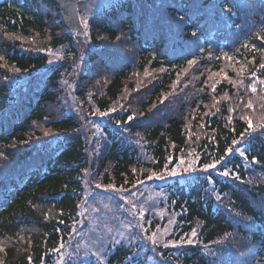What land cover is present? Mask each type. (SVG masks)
Returning <instances> with one entry per match:
<instances>
[{"label": "trees", "instance_id": "trees-1", "mask_svg": "<svg viewBox=\"0 0 264 264\" xmlns=\"http://www.w3.org/2000/svg\"><path fill=\"white\" fill-rule=\"evenodd\" d=\"M79 13L84 37L54 0H0V264H264V0H79ZM234 140L247 159L200 170ZM90 187L112 213L85 205Z\"/></svg>", "mask_w": 264, "mask_h": 264}, {"label": "snow or ice", "instance_id": "snow-or-ice-1", "mask_svg": "<svg viewBox=\"0 0 264 264\" xmlns=\"http://www.w3.org/2000/svg\"><path fill=\"white\" fill-rule=\"evenodd\" d=\"M180 19L182 20L183 17H181ZM192 35L195 36V35H196V32H193ZM260 38H261V39H264V36H262V37H260ZM2 59H3V57H0V60H2ZM228 59H231V57H228ZM195 63H196L195 60H189V61H188V64H189V65H193V64H195ZM260 68H261V69H264V64L260 65ZM15 70H16V71H19V69H15ZM252 75L255 77V76H256V73H252ZM258 82H259L260 84H264V80H259ZM249 88H250V90H251L252 92H255V91L257 90V88H256V82H253L252 84H250V85H249ZM246 107L251 108V107H252V102L249 101L248 104L246 105ZM109 111L114 112V111H116V109H115V108H112V109H110ZM109 111H100L98 114H99L100 116H107V115H109ZM134 118H135V113L130 114V115L127 116V121H125L124 123H127L128 121H132ZM115 123H116L117 125H119V124H121L122 122L119 121V120H117V121H115ZM93 127L98 128L99 126H98V125H93ZM261 127L264 128V125H261ZM255 130H256V128H255V126L253 125V122H252L251 118H248V119H247V128L245 129L244 132H241V133H240L241 140H243V138L245 137V133H248V132H250V131H255ZM93 134L95 135V133H93ZM238 143H239V141L234 140V141L232 142V145H230L228 148L225 149V154H224L223 156H221L219 159H213L210 163H205V164H203V165L200 167V170H201V171H205V172L208 171L209 169L215 170V169L217 168V165H221V163H222L223 161L226 160L227 156L230 155L234 150H235L236 152H238L240 156H242V157H244L245 159H247V154H246V153H247V149L241 150L240 148H234V147H233L234 145H236V144H238ZM252 160H253V161L257 160V157L253 156V157H252ZM185 163H187V167H184V168H183V172H184V173H193V172H197L198 169H197V167H196V160H195V159L191 160L190 162H186V161H184V160H181V161H180V165H183V164H185ZM180 165H178V167H179ZM133 171H135V169H133ZM156 175H157V174H156L155 172H153L152 175L149 176L148 178L151 179V178H153V177L156 176ZM167 175H172V176H176V175H178V173H177V169H176L175 167H174V168H171L169 171H167ZM219 175H222V176H225V177L233 176V177H235L236 179H240L239 173L230 171V169H229L228 167H223V170L219 172ZM207 180L211 181V177H210V176L207 177ZM137 183H141V181H137ZM97 186L99 187L100 185H97ZM107 188L115 190V186H114V185H111V184L107 185ZM120 190H124V189H120ZM217 199L219 200L220 197L217 196ZM132 207H133V208H136L137 205H136L135 203H133V204H132ZM139 215H141V216L143 215V209L140 211ZM249 219H251V218H249ZM126 227L131 228V227H133V225H132V224H128V225H126ZM191 235H192L193 237H195V236L197 235L196 231L193 230L192 233H191ZM228 235H229L228 233H225V236H226V237H227ZM149 239L152 240V241L155 243V242H156L155 234H153L152 236H150ZM170 243H172V244H177V243H194V241H193L192 239H181V240H179V241H170ZM63 247H64V243L62 242V243L60 244L59 248L53 249V251L60 252L61 249H63ZM74 254H75V255H80V253H79L78 250H77ZM208 254H209V255H212V256H215V255H216V253L213 252V251H209ZM83 255H84V256L94 255V256H96L99 260H103V259H104L103 255H102V252H100V251H95V252H85ZM62 259H63V257L61 256V260H62ZM128 259H129V261H131L132 257H128ZM149 259H150V258H149ZM58 264H59V262H58Z\"/></svg>", "mask_w": 264, "mask_h": 264}, {"label": "rangeland", "instance_id": "rangeland-1", "mask_svg": "<svg viewBox=\"0 0 264 264\" xmlns=\"http://www.w3.org/2000/svg\"><path fill=\"white\" fill-rule=\"evenodd\" d=\"M141 81L138 82V84H136V87H139L141 85ZM90 189L92 190H86L85 192V205L90 206V210L93 209L94 211H96L97 213H101V214H106L109 211L110 205H112L114 203V201L111 199V197H109L108 195H103L101 192H98L100 194H98L97 192H95L93 189V187H90ZM127 197V198H126ZM120 198L122 200L125 199V201L127 202L129 199H131L130 195H125V198L123 199V194H120ZM135 202V201H132ZM145 204V200L144 201H140V204L138 203V207L140 206L142 208V206H144ZM134 209L132 208V203H130V205L128 206V208H124L123 210L120 208H117V210L115 211V213L117 212H124L123 215L125 217H128V215L131 213L133 214ZM82 213H84L83 211H81ZM112 213V212H109ZM125 219V218H124ZM128 224H131L130 222ZM128 228V227H127ZM106 235V234H105ZM104 234H100V238L103 240L104 239ZM153 243V242H152ZM156 257V254L152 256V258H150V261L154 260Z\"/></svg>", "mask_w": 264, "mask_h": 264}, {"label": "water", "instance_id": "water-1", "mask_svg": "<svg viewBox=\"0 0 264 264\" xmlns=\"http://www.w3.org/2000/svg\"><path fill=\"white\" fill-rule=\"evenodd\" d=\"M58 7V14L62 25L75 35L84 34V26L81 23L80 13L78 12V0H54Z\"/></svg>", "mask_w": 264, "mask_h": 264}]
</instances>
